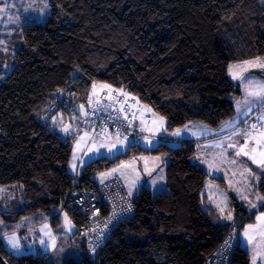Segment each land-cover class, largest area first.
<instances>
[{
	"label": "trees",
	"instance_id": "1",
	"mask_svg": "<svg viewBox=\"0 0 264 264\" xmlns=\"http://www.w3.org/2000/svg\"><path fill=\"white\" fill-rule=\"evenodd\" d=\"M14 32L12 69L0 82V186L16 185L20 198L0 212V235L17 231L24 244L22 229L30 224L22 223L56 226L57 208L76 182H96L115 162L102 158L72 174L76 135L63 145L53 117L69 123L98 82L123 88L165 117L164 139L189 123L217 128L233 117V99L241 96L228 65L264 57V0H50L45 20ZM67 89L44 118L53 95ZM180 144L152 151L168 155L169 193L142 190L133 200L136 215L100 251L87 252L83 242L77 264H204L230 229L240 231L264 211V204L250 211L234 202L233 222L222 223L203 194L209 176L192 162L196 143ZM258 189L264 195V176ZM0 257L5 264H52L46 255L8 253L1 240ZM229 264H250L249 253L237 247Z\"/></svg>",
	"mask_w": 264,
	"mask_h": 264
},
{
	"label": "rangeland",
	"instance_id": "2",
	"mask_svg": "<svg viewBox=\"0 0 264 264\" xmlns=\"http://www.w3.org/2000/svg\"><path fill=\"white\" fill-rule=\"evenodd\" d=\"M5 3H7L9 7L4 12H0V82L10 73L12 69V67H9L8 64L10 57L12 59L14 55L15 48L9 47L10 45L8 40L13 34H15L14 30L20 28L24 24L42 22L46 19L50 12V0H0V8H3ZM11 5H15V7H11ZM41 12H43V15H41ZM245 75H252L257 80H261L264 77V72L253 70L251 73H245ZM230 79L232 78L230 77ZM233 81L240 88L241 96H237L233 99L235 113L232 118L226 120L217 128L211 127L204 123H193V125L188 127L187 131L184 130V127L179 128L182 131V135L179 137H188L189 139L192 138L199 142H196L197 154L192 162L203 167L209 176V179L206 181L203 190V194L208 200L207 206L214 208L217 215L222 219V223L227 224L232 223L234 219V202L238 203L242 207L248 206L250 211L258 210L259 207L263 205L257 200V196L262 195L258 189L261 180L259 182L255 181L245 171L246 167L252 168L257 172L259 169H257L256 165L252 164V162L249 161L247 157H235L234 153L236 149L227 147L229 143L235 140H239L240 142H243V140L242 137L232 135L233 128L225 127L226 122L237 121L235 127L242 129L250 126V124L253 122H258L256 118L261 115V111L258 108H254L251 112H248L247 115H244V113L247 112V109L243 103L241 105L240 112H237L236 101L240 100L243 102L245 97L244 85L240 81ZM97 91L100 93L99 88ZM95 97L97 98V96ZM92 99L95 98L93 97ZM132 99L137 105H139L140 108L139 110L133 109L134 106L131 108V111L135 113V119L139 120L140 123L141 120H143L144 127L149 130L154 129V131H141L142 133H145L146 136L141 135L137 143L129 140L132 142L131 145L125 148L118 155V158L106 159L115 162L109 168L97 173L93 177V180L96 182H101L102 178L100 173H107L111 169H120V171L108 176L106 179H104V181L113 178H119L126 190V193H128L129 187L132 186L133 182L138 184L140 186L139 191L135 192L132 197H129L133 201L144 189H149L153 194L169 193L166 183V168L169 163L168 155L162 153L154 154L152 151L157 149L160 143H165L173 149L180 147L181 144L180 142L171 140L172 135L170 134L168 135V139L163 138V135H165L167 131H163L161 128H159L158 117L161 115L154 113L150 107L141 104L135 97H132ZM148 109H151V111ZM146 115L151 117L150 125H147L145 122ZM58 117L59 115H57V117H55L52 122H60L62 124L61 127L69 124L67 122H63V120H59ZM154 120L157 121L156 124H154ZM72 128L74 129L75 126H72ZM164 128H166V120L164 122ZM83 131H88L90 135L94 134L91 127L81 129V133L79 134L82 135ZM225 132L230 133L222 137L214 138L220 133ZM144 137H148V139L152 141V146H148L146 144V141L143 139ZM229 137H231V139H229ZM97 139H99V137H97ZM74 143L75 140L72 143L73 148ZM218 143L219 146H215ZM91 146V140L81 143V150H78L76 153L78 157L76 163L79 165L80 159L87 161V163H85L83 167L78 166L76 171H73L70 167L73 157L72 148V156L69 162V171L74 175L76 174L79 176L82 173L84 167L90 162L102 159L91 152H89L87 155L84 154ZM225 149L227 150V154L221 155V153H224ZM101 151H104V149H101ZM157 157H159V159H156ZM197 157H199V159H196ZM232 158L237 160L236 164L228 163V160ZM202 161H207V163H202ZM123 165H127V167H122ZM161 168H163L162 173L160 171ZM160 176H163V180H160ZM215 179L222 180L224 186H222V183ZM153 180L156 181L155 185L152 184ZM10 188L9 186H0V212L7 211L10 208L9 203L20 198V193L16 188V185H13V187L10 186ZM209 197H211V199H209ZM243 197H247V199H243ZM218 204L220 207H217ZM253 204H256L257 207L252 208ZM221 208L224 209L223 212H221ZM228 213H231V219L225 218ZM258 215L259 213L256 215V217ZM256 223L257 219L255 218L253 222L246 223L240 230V244L249 253L250 264L254 254V244L247 243L246 238L244 237V232L248 225H254ZM27 224H30V227L22 229L23 241L25 244L24 253L46 255L47 262L52 264H63L64 258L69 252L74 253L73 258L75 260L80 261L82 259L84 253L82 239L78 235L73 238L70 237L61 223L53 226L50 221L46 220L41 224L31 225L33 224V220H29L22 223L21 226H27ZM0 225H3V223H0ZM249 234L253 235L251 231ZM53 239L56 245L55 248L50 246L44 248L40 244V241L44 240L46 244L51 245L53 243ZM61 249L64 251L61 252ZM85 250L88 252L87 249ZM258 251L264 254V242L260 244ZM257 263L262 264L260 257L257 258Z\"/></svg>",
	"mask_w": 264,
	"mask_h": 264
},
{
	"label": "snow or ice",
	"instance_id": "3",
	"mask_svg": "<svg viewBox=\"0 0 264 264\" xmlns=\"http://www.w3.org/2000/svg\"><path fill=\"white\" fill-rule=\"evenodd\" d=\"M9 5L5 3L3 8H0V12H4ZM11 7H15V5H11ZM47 7V5H46ZM41 15H43V12H41ZM15 22V21H13ZM253 70H259L260 72H264V57L256 56L252 59H246L243 61H240L236 64H229L228 65V75L233 79L240 81L244 85V93L245 97L243 102L240 100L236 101V109L239 113L241 110V105L246 107L247 112L244 113V115H247L248 112H251L254 108H258L261 111V115H259L256 119L259 123H251L250 126L245 128H236L235 124L237 121H229L226 122L225 127H231L233 128L232 135L242 137L243 142H240L239 140H235L228 144V148H234L236 149L234 156L240 157L244 156L247 157L249 161L252 162V164L256 165V168L259 169V171H254L252 168L246 167L245 171L249 176H251L255 181L259 182L261 180V177L264 176V79L257 80L252 75H245V73H251ZM100 89V91H103L104 89H107L106 95L109 99L114 100L117 103H121V107L118 111L124 113V120L127 121V126L131 127L133 120L136 118L135 113L132 115V119H129L127 114V109L124 107L125 104H127L128 97L130 96V93L126 92L121 89L113 90L111 84L107 83H98L93 82L91 85V94L89 96V105L92 103V98L95 96H98L99 93L97 89ZM118 93L119 95H122L124 97L123 101H119L117 97L113 95V92ZM96 103H100V100L97 99ZM138 103V101H137ZM112 105H105V108H110ZM129 108L132 107V105H128ZM151 111V109H148ZM78 114H82L83 116H88L89 113L85 110V106L83 104L79 105ZM155 115V114H154ZM77 116L74 115L72 119H76ZM55 119V117H53ZM119 120V117L116 118V121ZM166 118L163 116L158 117L159 122V128H161L163 131H167L166 128H164V122ZM116 121H113V123H116ZM157 121L154 120V124H156ZM66 136H71L75 133L76 139H75V145L73 148V157L72 162L70 164V167L73 171H76L78 166L83 167L87 161H84L82 159L79 160V165L76 163L78 160V157L76 155L78 150H81V143L86 142L87 140H91L92 146L87 149V152L84 154L87 155L89 152L93 153L96 156H99L100 158L105 159H111V158H118V155L129 145H131V141H129V135L131 133L123 135L117 128L115 130V133H110L108 131L107 125H105L102 129L101 133L90 135L88 131H83V135H80V129L77 127V129H73L71 124H68L66 126L61 127L60 129ZM154 131V129L149 130L144 127V122L141 120V127L140 131ZM184 130H188V126H184ZM170 135L172 136H181L182 131L181 129H176L175 131L171 132ZM99 137V139H97ZM146 141V144L148 146H152V141L148 139V137L143 138ZM231 139V137H229ZM215 146H219V143ZM101 149H104V151H101ZM227 150L225 149L224 153H221V155H226ZM91 159V157H90ZM156 159H159L157 157ZM196 159H199L197 157ZM202 163H207V161H202ZM228 163L230 164H236L237 160L235 158L229 159ZM122 167H127V165H123ZM117 171H120V169H111L107 173H100L101 176V183L104 182V179H106L108 176L116 173ZM161 173L163 172V168L160 169ZM151 174V173H149ZM138 175V174H137ZM160 180H163V176H160ZM152 184L155 185L156 181L153 180ZM140 186L133 182L132 186L129 187L128 190V197H132L135 192L139 191ZM211 199V197H209ZM243 199H247V197H243ZM257 200L264 204V195H258ZM217 207H220L218 204ZM257 205L253 204L252 208H256ZM132 209V204L128 203V205L122 210L123 212H130ZM221 212L224 211L223 208L220 209ZM96 212H99V209H96ZM113 216L115 218H119L117 214L113 213ZM226 219H231V213H228V215L225 217ZM257 223L254 225H248L245 232L244 237L246 238V241L248 244H254L253 247V256L251 259V264H257V258L260 257L262 260V264H264V254L258 251L259 246L262 242H264V212H261L260 215L256 217ZM65 221L70 225L71 221L68 219L67 213H65ZM111 220H109V223ZM0 223H3L0 221ZM19 227V225H18ZM252 232L253 235H250L249 232ZM260 238V239H258ZM5 239L7 240V243L10 245L12 254L13 255H19L22 254L23 246L20 243L19 237L13 233L11 236H5ZM232 237L229 238V240H225L224 242V248L227 250L228 248H231L230 240ZM97 240H100V236L98 234ZM40 244L42 247H52L55 248V242L53 239V243L51 245L46 244L44 240L40 241ZM99 243H97L95 246L90 245V251L95 252L96 248L99 247ZM61 252L64 250L61 249ZM74 253L69 252L67 256L64 258V264H77L76 261L73 260Z\"/></svg>",
	"mask_w": 264,
	"mask_h": 264
},
{
	"label": "built area",
	"instance_id": "4",
	"mask_svg": "<svg viewBox=\"0 0 264 264\" xmlns=\"http://www.w3.org/2000/svg\"><path fill=\"white\" fill-rule=\"evenodd\" d=\"M107 92H103L100 97V103H92L91 105H84L86 111L89 113L85 118H80L77 115L76 119L69 118V124L81 129L91 127L94 134L101 133L105 125L108 127L110 133H115V130L119 128L122 136L128 133L129 140L136 142L142 135L137 125L132 123V126H127V121L124 120V113L118 111L121 103H109V98L106 95ZM69 95V90L57 92L53 95L52 102L48 105L43 113L44 118L49 116L57 109L58 104L63 100L64 97ZM119 101H123L116 92L113 93ZM105 105H112L110 108H105ZM128 105L130 102L124 105L127 109L129 119H132V113L129 110ZM119 120L116 121V118ZM116 121V123H113ZM145 121L147 124L151 123V117L146 116ZM258 123V122H253ZM71 136L65 134L61 137L63 145H69ZM40 188L41 185L38 184ZM48 199H51L48 196ZM132 204L130 212H123L122 210L128 205ZM60 213L65 212L69 216L71 224L77 228V235L82 239L88 252L90 251V245L95 246L99 243V247L96 248L95 252L100 251L109 241L113 233L121 226V224L132 219L136 215V207L134 202L128 197L126 190L119 178H113L107 181L101 182H90L83 184L79 181L76 182L73 190L67 195L64 201L60 203L57 208ZM99 209V212H96ZM117 214L119 218H115L113 213ZM59 213V214H60ZM109 220L111 222L109 223ZM100 236V240H97V236ZM230 240L231 248L225 250V240ZM240 244V231L238 228L230 229L220 245L215 251L208 257L204 264H229L231 256L235 249ZM94 252V253H95ZM93 253V252H91ZM259 264V263H257Z\"/></svg>",
	"mask_w": 264,
	"mask_h": 264
},
{
	"label": "crops",
	"instance_id": "5",
	"mask_svg": "<svg viewBox=\"0 0 264 264\" xmlns=\"http://www.w3.org/2000/svg\"><path fill=\"white\" fill-rule=\"evenodd\" d=\"M263 79H264V77H263ZM99 88V87H98ZM113 90H115V89H113ZM92 91V90H91ZM103 92H107V89H104L103 91H100V93H99V95L97 96V98L96 97H94L95 99H92V103H95L96 101H97V99H99V97H100V95L103 93ZM115 92V91H114ZM113 92V93H114ZM91 94V93H90ZM118 94V93H117ZM121 97H123L122 95H120ZM123 99H124V97H123ZM127 102H130V105H132V106H134V108L133 107H131V108H133V109H136V110H139L140 108H139V105H137L135 102H134V100L132 99V97L131 96H129L128 97V101ZM88 103H89V101H88ZM91 103V104H92ZM109 103L110 104H114V103H116L114 100H112V99H109ZM119 106H121L120 104H119ZM131 108H129V110L131 111L132 109ZM131 113H132V115H133V113L134 112H132L131 111ZM147 116V115H146ZM146 122V121H145ZM133 123L135 124V125H137V127L139 128V130H140V127H141V123H140V121L139 120H136V119H134L133 120ZM146 124H147V122H146ZM151 124V123H150ZM150 124H147V125H150ZM190 125H193V123H189V124H187V126L188 127H190ZM233 131V130H232ZM232 131H230V132H232ZM141 132V131H140ZM143 132V131H142ZM141 132V134L143 135V136H146V134L145 133H142ZM230 132H225V133H220L219 135H217V136H215L214 138H217V137H222V136H225V135H227L228 133H230ZM63 133V132H62ZM80 133H81V131H80ZM83 135V134H82ZM171 140H174V141H176V142H182L183 140H190V141H193V142H197V143H199L198 141H195V139H192V138H188V137H177V136H171ZM138 142V140L136 141V143ZM196 143V144H197ZM74 145H75V143H74ZM72 148H73V145H72ZM72 173V172H71ZM73 174V173H72ZM8 189V188H7ZM4 191V190H3ZM12 202H10L9 203V206H10V204H11ZM259 215H260V213H259ZM0 230H4V226L3 225H0ZM13 233H15L18 237H19V240H20V243H21V245L23 246V251H22V253H24L25 252V247H24V244H23V242H22V240H21V238H20V235H19V233L17 232V231H11V232H5V233H2L1 235H0V240H1V242H2V244H3V247L5 248V250L8 252V253H12V250H11V247H10V245L7 243V240L5 239V236L7 235V236H11ZM241 246V245H240ZM250 256V255H249ZM260 264V263H259Z\"/></svg>",
	"mask_w": 264,
	"mask_h": 264
},
{
	"label": "water",
	"instance_id": "6",
	"mask_svg": "<svg viewBox=\"0 0 264 264\" xmlns=\"http://www.w3.org/2000/svg\"><path fill=\"white\" fill-rule=\"evenodd\" d=\"M78 109H79V105L78 106H76L75 108H74V110H73V112L75 113V115H77L78 117H80V118H85L86 116H83L82 114H78ZM85 110H86V107H85ZM57 213L59 214L60 213V211L57 209ZM68 216V215H67ZM68 219H69V216H68ZM59 220H60V223L62 224V226L64 227V229L66 230V232H67V234L70 236V237H75L76 235H77V228L74 226V225H72V224H68L66 221H65V212H62V213H60L59 214ZM1 260V262L3 263V264H5L4 262H3V260L2 259H0Z\"/></svg>",
	"mask_w": 264,
	"mask_h": 264
}]
</instances>
